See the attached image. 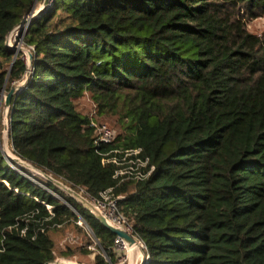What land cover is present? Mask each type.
Returning <instances> with one entry per match:
<instances>
[{
    "label": "trees",
    "instance_id": "16d2710c",
    "mask_svg": "<svg viewBox=\"0 0 264 264\" xmlns=\"http://www.w3.org/2000/svg\"><path fill=\"white\" fill-rule=\"evenodd\" d=\"M37 2L0 0V92L25 79L6 40ZM246 15H264V0L47 2L19 31L33 56L8 109L12 152L93 198L111 190L145 245L141 264H264V35ZM85 93L115 118L111 144L94 143L75 105ZM3 110L1 98L0 140ZM112 149H139L153 171L118 181L102 163ZM66 227L86 245L57 248ZM115 237L0 147V264L82 256L95 241L93 264H116Z\"/></svg>",
    "mask_w": 264,
    "mask_h": 264
},
{
    "label": "built area",
    "instance_id": "2783aa9c",
    "mask_svg": "<svg viewBox=\"0 0 264 264\" xmlns=\"http://www.w3.org/2000/svg\"><path fill=\"white\" fill-rule=\"evenodd\" d=\"M51 1L52 0H48V2ZM24 29L25 27H23L21 31H24ZM8 43L9 42H7V44ZM30 48L32 49V47ZM7 115L8 111L5 110L4 119L5 122L8 123ZM88 126L93 129L94 143L97 146L111 144L114 141L116 135L115 130L110 127L107 123L98 121L97 118L94 116V113L88 115ZM139 153V149H112L110 151L101 153L102 163L113 164V166L115 167L113 177L115 179H118V181H124L128 179L135 181L143 180L151 174L154 169V166H150L148 158H141ZM30 169L32 170V168ZM78 192L83 197H85V199H87L94 206V208L99 211L105 218H107L112 224H114L118 228L125 230L136 240V245L133 248L139 247L142 250V261L148 257L147 253L145 252V245L133 233L131 225L127 222L125 217L120 212L117 206V200L115 197H113L111 190H106L102 192L100 198L98 199L91 197L82 188H80ZM77 224L80 226H86L84 220L80 216H78ZM96 244L97 242L95 241V245ZM114 246L117 251V255L120 251L124 253V257H126V261L128 264V259L130 256L129 248L132 247H129L122 239L117 236L115 237ZM116 264L123 263L117 262Z\"/></svg>",
    "mask_w": 264,
    "mask_h": 264
},
{
    "label": "rangeland",
    "instance_id": "374dc122",
    "mask_svg": "<svg viewBox=\"0 0 264 264\" xmlns=\"http://www.w3.org/2000/svg\"><path fill=\"white\" fill-rule=\"evenodd\" d=\"M42 1L43 0H38V2H37V4H38L37 6L38 7L41 5ZM243 20H244V22L246 24V28H247L248 32L253 33L255 35H258V36L264 35V15L256 16V17H248L246 15L243 18ZM19 31H20V28L19 29L15 28L9 34V41H8L9 43L7 45L8 47H11V46L15 45L16 42L17 43L19 42ZM20 46L22 48L29 49V47L25 46L23 43H19L18 47H20ZM19 51H22L24 53L25 60L28 63V57H27L26 51L22 50V49H19ZM28 68L30 70V66ZM20 84L21 83H19L18 85H20ZM5 94L6 93L3 92V94L0 95V99L2 98L4 100L5 99ZM75 105H76L77 109L80 112H82L83 114L89 115L91 113H94V116L97 118L98 121L107 123L110 127H112L115 130V132H119V128L115 124V118L114 117H107V116L98 114L97 109H95L93 101L90 98V95L88 93H85L82 97L77 99L75 101ZM3 113L5 114V108L3 110ZM5 146L7 148L9 147V150H10V152L12 154L9 153L7 149H5ZM0 147L3 148L4 154L6 156H11V157L15 156L16 157V155L12 152L11 142L9 141L8 136H6L4 134H2V138L0 140ZM5 155H4V157H5ZM7 160H8V163L10 165H13L16 168H17V166H20V165H16V164L11 163L12 161L9 160V159H7ZM21 166H23V165H21ZM32 171H33V174L38 175V177H41L43 180H47V181L53 182L49 177H51L53 179H56L55 177H52V175L50 176L49 174H47V173H45V172H43L41 170L32 169ZM56 180L64 183V181L62 179H58L57 178ZM64 184L67 185L66 183H64ZM51 192L53 193L54 196L59 198L57 193H55L54 191H51ZM81 227L84 228L85 232L90 234V232H89V230H88V228L86 226H81ZM66 243H69V244H72V245H76V246L77 245L78 246H80V245L85 246L86 245V236L84 235L83 232L77 231L75 228H67V227L63 228V229H61L59 231L58 236H56L57 248L59 247V249H60L61 247H64V245ZM137 248H138L136 250L137 252H135L136 254H138V252L140 253L142 251L139 247H137ZM88 249H90L91 252H89L88 254H81L82 256L77 254V255H75L73 257L65 258V257H61V256L58 255L57 262L66 261V262H70L72 264H93L94 263V257L97 254L98 250H97V248L95 247L94 244H90L88 246ZM133 253H134V251L130 252V255L133 254ZM142 257H143V255H142V252H141V254L139 256H137V258L135 259L134 264H140L141 261H142ZM117 262L118 263L122 262L123 264H127L126 257H124V253L121 252V251L117 255ZM49 264H52V263H49Z\"/></svg>",
    "mask_w": 264,
    "mask_h": 264
},
{
    "label": "water",
    "instance_id": "95a60500",
    "mask_svg": "<svg viewBox=\"0 0 264 264\" xmlns=\"http://www.w3.org/2000/svg\"><path fill=\"white\" fill-rule=\"evenodd\" d=\"M48 0H43L42 2V6L41 8H39V10H36V11H32L30 12L27 16L24 17V19H22L20 21V23L15 27H19L20 30L28 25L30 19H32L33 17L37 16L40 11L43 9V7L47 4ZM8 42V37H7V40H6V45ZM19 43H23L22 42V39L20 38L19 39V42L15 43V45L11 46L10 48H13L15 49L16 51H19V49H22V50H25L26 53H27V57H28V67L31 65V61H32V56H33V52H32V49L29 48V49H25V48H22L21 46L18 47V44ZM29 68L28 70L26 71L25 73V79L24 81L21 82L20 85H17V86H14L12 87L6 94H5V99H4V108L6 111H8L9 107H10V104H11V100H12V96L15 92L16 89H18L20 86H22L24 83H25V80L26 78L28 77L29 75ZM3 94V91L0 92V95ZM3 134L8 136V129H9V126H8V123L5 122V119L3 121ZM1 151L4 154V151H3V148H1ZM5 157L11 161H13L14 163H16L17 165H23L25 166L26 168H32V169H36L33 165H31L30 163L28 162H25L23 160H21L18 156H6ZM56 185H58L61 189H63L65 192L69 193L76 201H78V203H80V205H82L86 210H88L97 220L98 222L104 226L105 228H107L108 230H110L115 236L119 237L120 239H122L129 247H134L136 245V240L130 235L128 234L125 230L121 229V228H118L116 227L114 224H112L107 218H105L99 211H97L94 206L87 200L85 199V197H83L78 191L72 189L70 186H67L65 185L64 183L56 180V179H53L51 177H49ZM49 264V263H48ZM53 264H72L70 262H66V261H60V262H57L55 261ZM111 264V263H110Z\"/></svg>",
    "mask_w": 264,
    "mask_h": 264
},
{
    "label": "crops",
    "instance_id": "0c3cea01",
    "mask_svg": "<svg viewBox=\"0 0 264 264\" xmlns=\"http://www.w3.org/2000/svg\"><path fill=\"white\" fill-rule=\"evenodd\" d=\"M43 2V1H42ZM38 4H36V9L34 10V11H36V10H38L39 8H41V6H42V3H41V5L38 7L37 6ZM38 7V8H37ZM139 255L141 254V252L140 253H138ZM138 254H136L135 252L133 253V254H131L130 256H129V259H128V264H134V261H135V259L137 258V256H139Z\"/></svg>",
    "mask_w": 264,
    "mask_h": 264
},
{
    "label": "bare ground",
    "instance_id": "6f19581e",
    "mask_svg": "<svg viewBox=\"0 0 264 264\" xmlns=\"http://www.w3.org/2000/svg\"><path fill=\"white\" fill-rule=\"evenodd\" d=\"M5 149H7V147L5 146ZM135 247V246H134ZM130 249V252H132V251H134V250H136V249H138L137 247L134 249L133 247L132 248H129Z\"/></svg>",
    "mask_w": 264,
    "mask_h": 264
}]
</instances>
